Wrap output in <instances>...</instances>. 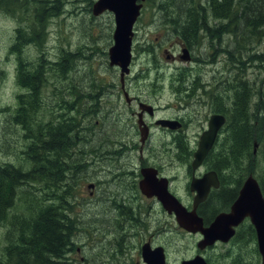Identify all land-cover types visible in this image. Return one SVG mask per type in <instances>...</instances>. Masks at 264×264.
Segmentation results:
<instances>
[{"label":"flooded vegetation","instance_id":"1","mask_svg":"<svg viewBox=\"0 0 264 264\" xmlns=\"http://www.w3.org/2000/svg\"><path fill=\"white\" fill-rule=\"evenodd\" d=\"M184 1L193 8L194 12L189 16L194 18V25L184 22L188 18H183L180 13L169 15L155 8L148 15L144 28L134 30L133 61L129 75L124 78L120 76L119 68L110 67V77L93 76L79 80L72 76V68L59 83L49 84V80L44 78V84L40 83L35 89L36 94L39 90L51 104L55 100L56 103H67L66 112L58 109L57 105L48 112L49 115H59L57 121L65 117L68 123L66 177L73 176L72 184L70 182L67 185L71 207L69 219L78 224L84 222L85 226L81 227L80 232L87 233L81 242L80 234H77L79 230L73 232L78 236L74 243L69 241V264L75 255L74 248L84 240L91 252H100L98 264H146L142 254L145 243L150 244L152 249L162 247L166 254V246L159 237L166 240L170 219L177 223L175 216L167 213L156 198L148 199L141 194L143 192L139 184L147 169L155 170L158 178L166 179L169 192L188 209L192 208L195 197L190 189L193 179H200L211 172H216L219 180L224 174L227 179L232 178V170L228 167L218 174L217 153L219 149L230 146L227 136L235 101L238 102L240 82L244 91L242 97L248 101L247 66L243 73H237L239 65L237 68L229 66L231 69L226 70L228 65L224 66L221 59H224L225 53L232 54L237 50L238 43L247 42L245 48H248L249 33L243 31L240 38L231 22L234 16L228 13L240 0ZM147 2L150 7L154 0ZM48 4L54 5V0H48ZM12 19L17 24V33L18 23ZM245 33H248L246 37ZM16 38L15 34L13 41ZM47 43L42 52L49 55L45 51ZM31 44L36 45L28 43V46ZM63 53L69 54V51L63 49L56 56V61H52L49 56V65L62 62ZM31 94L30 88L22 87V100ZM213 116L224 118V124L218 131L209 155L195 169L192 166L195 152ZM40 137L46 141L49 134L46 133V137L40 134ZM84 169L89 172L88 175L82 174ZM183 181L185 185L181 187ZM220 187L211 188L207 198L198 207L204 227L210 226L219 214L229 212L238 196V193L232 197L229 193H219ZM178 193H189L192 202L186 204ZM126 207L132 211L130 217L125 215ZM108 213H114L117 219L111 221ZM105 216L111 221L109 231H99L101 237L89 236L95 222ZM133 219L137 223H133ZM179 230L186 236H192L196 242L195 247L187 246V250L192 249L193 253L183 255L178 264L197 256H203L208 264H224L220 261L223 254H219L223 249L227 251V257L222 258L226 264H248V249L239 253L241 242L248 247V242L253 240V248L256 246L255 241L257 243V233L249 218L236 228V234L230 242H217L214 248L199 249L197 242L202 238L200 233L193 235L181 228ZM14 231V228L10 229L7 239ZM75 250L76 255L81 251L80 248ZM88 259L82 257L81 261L87 264L84 261ZM166 262L168 264L167 254Z\"/></svg>","mask_w":264,"mask_h":264},{"label":"trees","instance_id":"2","mask_svg":"<svg viewBox=\"0 0 264 264\" xmlns=\"http://www.w3.org/2000/svg\"><path fill=\"white\" fill-rule=\"evenodd\" d=\"M248 1L249 2H246V5H243V0L240 3H235V6L229 12V15L234 16V32H237L240 37L243 35L242 30L246 29L248 33L250 32V46H253L254 42H259L262 39L261 34L263 32L262 30H264V0ZM184 2V0H161L158 3V8L160 10L162 9L163 13H167L169 15L180 13L183 18H188L187 20H184V22L189 23L190 25H194V18H192V16H189L190 14H193V8H190V6L188 4H185ZM30 3H32V5H30ZM26 11L28 13H26ZM233 11L236 12H234L236 15L232 13ZM2 13H6L12 16L18 24H22V27L19 26V28L17 29V39L11 47V51L16 52L19 57L18 81L20 82V84L23 83L20 86H26L30 88L32 94L26 99V101L22 102L20 100L21 96L17 97L18 103L14 108V113L12 115L13 119L11 118V121L12 124L16 126H20V123H22L20 126L22 127V130L21 132H19L18 140L21 141L22 144L27 142L29 144V142H31L32 148H30V150L28 151H25L26 147H24V149H22L21 151V155L18 156L15 162H4V157L0 154V225L8 222L11 217L13 227H15L14 225L18 227V231L16 230V232L18 233L15 234L14 237H11L12 239H15L12 240L10 238L14 244L11 243V240L10 244L8 242L7 247H5L6 254L4 253V256L0 257V264H61V260L63 259V257L67 256L70 251L71 244L69 243V239L74 230L72 223H76V221L68 219L71 207L69 206V193L67 185H69L70 180L69 178L67 179L66 173L64 176L62 174L66 171L65 160L67 152L69 151V146L67 145L68 141H66L67 128H65L68 127V123L66 119H64V121H58L48 125L47 123H43L42 126H36V123L38 122L37 118L39 117V119L41 120L39 114L40 109L43 106V100L41 93H39L38 91L37 94H39L35 95V89L38 87V85H40V83L44 84L45 79L43 78H46L45 76L47 74L45 73H48L46 72L48 70H46L47 67H44V63L46 62L45 58H43L42 63L38 61H36V63L34 61H26L23 58V52L28 43H35L37 44V46H39V43H43V40L45 38V36H43V33L45 31L46 25L50 17L58 14L57 7H55V5H49L47 0H0V14ZM187 28H190V26ZM248 33L244 34V37H246ZM20 42L21 45L19 44ZM237 47L240 56L243 57V49L245 48V46L237 44ZM246 50L249 51L250 48ZM238 52L236 50L232 54L228 52V54L233 57V59H235L231 63L233 65L232 67L236 66V62H241V59L237 57ZM258 54L249 55L250 62H262L261 65L264 66V55ZM64 61H66V59H64L62 63L59 62L57 64H53V66L61 65L56 68L62 73L65 72L66 69L68 71L73 68V61L68 64L65 63L66 66L63 63ZM31 62L34 63L32 64ZM242 62H244L243 64L246 63L243 60ZM26 65L29 67H27ZM60 67L61 70L59 69ZM38 68L40 69V71ZM25 69L27 70L26 72ZM237 69V73H239L240 68ZM243 70L244 69L242 68L241 72ZM36 71L39 73H37ZM21 74H24V76H21ZM32 74H35L37 77L35 75L33 76ZM41 75H44L43 78ZM40 79L41 81H43L41 82ZM31 81L32 84H30ZM33 83H35L36 86ZM240 83L241 89L238 93V102L235 101L232 119L230 120L232 128L230 127V132L227 136V141L229 142L230 146L228 148L221 149L217 154V171L220 174V171L225 170L228 167L232 170V178L230 180L227 179L225 174L223 175V177L221 176V186L223 187H221V190H219L218 192L229 193L232 197L236 193H239V190L247 176L250 174H254L260 183L264 195V96L261 93L259 97H253L254 86L249 82L248 101L246 102L245 98L243 99L242 97L243 85L242 82ZM255 92H257L258 94L257 88L255 89ZM252 99L256 100L254 104L252 102ZM56 105L59 106L60 102H57ZM48 108L49 110H53V107L51 106H48ZM55 117L58 118L59 115H56ZM25 126L30 128L27 129ZM46 133L49 134V139L43 141L42 137H40V135L38 134H43L44 137H46ZM28 138L29 140H27ZM255 143H257L258 145L256 154H254ZM6 144L13 145L11 142H6L0 145V149L3 145L5 146ZM3 148L2 150H0V153L3 152ZM23 155H26V157H24ZM30 156H32V158ZM26 163H29L30 169H27V167L22 168V166H24V164ZM47 181H49L50 184L46 185V190L42 189L41 193H43L44 196L42 198L36 196V198H32V202H29V197H27L24 193H19L21 187L24 185L27 186L28 189L35 188L36 190H38L36 186H42V183H45ZM35 189L33 190L36 191ZM19 202L21 203V205L22 203L25 204L27 208V214H21V211L19 209ZM41 204L42 208H39ZM25 222H28V225L26 224V227ZM18 238H21L22 241L16 242ZM15 244L18 245L16 246ZM15 249L18 250L16 251V253H14ZM74 251L75 250H73V252ZM258 262L259 261H256L255 264H260Z\"/></svg>","mask_w":264,"mask_h":264},{"label":"rangeland","instance_id":"3","mask_svg":"<svg viewBox=\"0 0 264 264\" xmlns=\"http://www.w3.org/2000/svg\"><path fill=\"white\" fill-rule=\"evenodd\" d=\"M96 1L97 0H55V7H57L58 15L55 16L52 20L50 21L48 20L47 28H46L48 29V32L43 33V36L48 35V39H47L48 43L46 45L45 51H47L50 54L48 55L47 53L42 52L44 51L43 50L44 48L42 47V44L39 43V46H36L37 45L36 44L34 46L28 47L27 45L23 52L24 53L23 58L26 61H34V62L41 60L40 62L42 63L43 56L45 59H48L50 56L52 61H56L58 60L56 56L58 57L60 53H62L63 49H65L66 51H69V54L66 55V53H63L64 54L63 58L66 59L64 63L66 62L68 63L69 61H70L69 63H71L73 61L72 67L73 69L75 68L74 69L75 72L73 71L72 76L75 74L74 77L76 78H85V77L90 78L93 76H98L102 78L110 77L112 75V72H110L108 51L110 46H112L113 44L112 36L115 30V20H114V15L108 12L104 13L99 17H94L92 15L91 9H92V5ZM156 1L157 0H154V2ZM240 1L238 3H240ZM246 2L249 1L244 0L243 5H245ZM30 5H32V3H30ZM152 12H153L152 8L146 5L145 8L143 9L142 16L140 17L138 25L137 27H135L134 30L144 28L147 20L149 19L148 15ZM5 14L3 13L0 14V145L6 143L7 141L11 142L13 145L11 144H6L5 146L3 145L4 146V148L2 146L3 152H1L0 154L4 157V162L7 161L15 162L18 156L21 155L22 149L26 147L25 151L30 150V148H32V143L29 142L28 144L27 142L22 144V142L18 140L19 131L21 132L22 128L20 126L13 125L11 121L12 115L14 113V108L17 106V101H16L17 94L21 90L17 85V81H16V72H17L16 70L18 65L17 59L19 57L18 55L15 56V52L9 54V50H11V47L13 46V44L16 42L17 39L16 38L13 41L15 34L17 35L16 33L17 24L10 16ZM18 26L22 27V24H18ZM262 31H263L261 34L262 39L259 42H254L253 46L249 45L248 46L250 48L249 51L246 50V48L243 49L244 57H240L239 54L237 55V57L242 58L241 60L245 61L246 63L243 64L242 66H241L242 62H237L235 64L236 66L239 65L240 70L242 69L243 66H247L246 77H248L249 82L252 83V85L254 86L253 91L255 95L253 94L254 95L253 97L255 98L259 97L261 93L264 96V66L261 65L262 62H258V61L257 63H254L255 61L250 62L249 55L258 54V53H260L258 55H264V30ZM242 36H240V38H242ZM241 45L246 46L248 44L247 42H245ZM218 54L222 56L221 52H219ZM229 57L231 56L228 55V53L224 54V59L226 58L225 64H224V59H221V62L224 66L226 64L228 65L226 70L232 67L231 63L233 60H235L232 59L233 57L231 58ZM229 60L231 62H229ZM48 63L49 62L46 60L44 65L45 67H47L46 70H48L46 78L49 80V83L51 82L54 84L56 82L59 83L60 80H64L66 73L65 72L62 73L58 69L55 70L57 65L54 66L51 65L49 67ZM53 67L55 68L53 69ZM60 73H62L63 75ZM82 73L84 74L82 75ZM256 88L258 94L257 92H255ZM42 99H43V106L40 109L39 116L41 117L43 122L38 117L37 118L38 122L36 123V125L38 126L43 125V123H45V119L50 118L49 115L50 111L48 110L47 107L49 105H52L55 108L56 105L55 101L54 104H51L52 102L47 101L46 96L45 97L42 96ZM254 101L255 100L252 99L253 104ZM66 104L67 103L65 101H60V107L62 105L65 106V107H61V109L65 112H66L65 110ZM60 107L58 109H60ZM64 118L65 117L60 118V121H62L61 119L64 120ZM57 119L58 118H54L53 115L47 121V123L50 122V120H52V122L54 123L58 122ZM27 140H29V138ZM2 148L0 150H2ZM67 153L69 154V151ZM23 156L26 157V155ZM30 157L32 158V156ZM26 167L27 169H30L29 163H26L24 164V166H22V168H26ZM86 171L87 170L84 169L82 174L88 175L89 172ZM65 173L66 171L62 173L63 176L65 175ZM69 179L72 184L73 176H70ZM47 184L49 185L50 182L47 181L45 183H42V186L37 185L36 188H38V190H36L35 188L28 189V187L24 185L21 187L19 193H24L27 197L30 198L29 202H31L32 198H36V196H38L39 198L44 197L41 191L42 189L46 190ZM184 185L185 182L184 181L181 182V187H184ZM33 189H35L36 191H34ZM178 194L180 195L181 198H183L186 204H188V202L189 203L192 202V197L189 195V193H178ZM19 204H20L19 209L21 211V214L22 215L27 214V208L25 204L22 203L21 205L20 202ZM40 207L42 208V204ZM126 212L129 213L127 217H130L132 215L130 208H127ZM114 215L113 213L112 214L108 213V216L111 221L117 219L116 215L115 216ZM108 216L100 218L95 222L94 228L91 230L92 232H90L89 236L101 237L100 232L104 233V231H109L111 221L109 220ZM79 219L81 220L82 218ZM84 221H85V216H84ZM82 223L84 222L78 224V230H79L78 235L80 234L79 238L81 242L83 240L82 238L86 237L87 234L86 232H80L81 227L85 226L84 225L85 223L84 224ZM133 223H137V222L133 220ZM174 224H175L174 220L170 219V231L165 236L167 241L162 239L163 237L161 236L159 237L160 242L166 246L168 264H178L179 260L183 257V255L184 256L191 255L193 251L192 249L187 250V246H191L192 248V246L194 245L195 247V242H196L195 241L196 239H194L192 236H188V235L186 236L183 233H180L179 227L177 226V224L175 225ZM12 226L13 225H12L11 217L8 222L0 225V249H1L0 257L4 255L5 251L3 250H5V247L8 245L9 239L12 237L9 236V238L7 239V235L10 232V229H12ZM96 228H99V230ZM93 233L95 234V236ZM165 234L166 233H164L163 235ZM83 246L85 248H83ZM75 248H80L81 251L77 253V255L76 252H74L75 255H73V259L70 264H83V262L81 261L82 257H84L85 259L87 257L89 258L87 262L84 261L87 264H98V259L101 257L100 252H91V250L88 249L89 246L85 240L83 241V243L79 242ZM246 249H248L249 252L248 254H250L249 255L250 260L248 264H254V260L256 261V259H254L253 257L254 253L251 252L252 248L249 246ZM223 251L224 249L221 250L219 254L222 253ZM68 260L69 259H67L66 264H68L69 262Z\"/></svg>","mask_w":264,"mask_h":264},{"label":"water","instance_id":"4","mask_svg":"<svg viewBox=\"0 0 264 264\" xmlns=\"http://www.w3.org/2000/svg\"><path fill=\"white\" fill-rule=\"evenodd\" d=\"M144 0H98L92 8L93 16H99L104 12H111L115 17L116 29L114 32L115 44L109 50L111 66L121 68L122 76L129 71L131 62V37L133 27L140 16ZM224 124V118L213 116L209 129L200 141L195 153L193 167L197 168L212 148L217 133ZM257 144H255L256 153ZM211 187H219V179L215 172L209 173L202 179H194L191 183V191L196 193L193 201V209L188 211L181 202L168 192L166 179H158L153 171L144 173V179L140 183L143 194L149 198L157 197L164 209L176 215L177 222L183 229L197 233L201 232L204 239L199 243L200 248L212 246L217 240L228 242L234 235V228L238 226L245 217L251 219L257 230L258 247L264 264V196L257 179L250 174L240 189L237 200L232 205L229 213L220 214L215 222L209 227L203 226V220L197 214L198 205L203 202ZM143 258L147 264H165L163 250H151L149 244L143 248ZM182 264H207L202 257H196Z\"/></svg>","mask_w":264,"mask_h":264},{"label":"bare ground","instance_id":"5","mask_svg":"<svg viewBox=\"0 0 264 264\" xmlns=\"http://www.w3.org/2000/svg\"><path fill=\"white\" fill-rule=\"evenodd\" d=\"M8 1H9V0H8ZM47 1H48V0H47ZM157 1H158V0H157ZM168 1H169V0H168ZM243 1H244V0H243ZM18 2H20V1H18ZM35 2H36V1H35ZM151 2H152V0H151ZM179 2H180V1H179ZM240 2H241V1H240ZM9 3H11V2H9ZM15 3H16V2H15ZM21 3H22V2H21ZM191 3H192V1H191ZM193 4H194V3H193ZM2 5H3V4H2ZM19 5H20V4H19ZM245 5H246V3H245ZM17 6H18V5H17ZM43 6H44V5H43ZM234 6H235V5H234ZM240 6H241V5H240ZM243 7H244V6H243ZM5 8H6V7H5ZM189 9H190V8H189ZM2 10H3V9H2ZM18 10H19V9H18ZM34 10H35V9H34ZM237 10H238V8H237ZM240 10H241V9H240ZM242 10H243V9H242ZM11 11H12V9H11ZM7 12H8V11H7ZM234 12H235V11H233L232 13H234ZM26 13H28V12L26 11ZM48 13H49V12H48ZM108 13H109V12H108ZM228 13H229V11H228ZM228 13H227V14H228ZM235 13H236V12H235ZM235 13H234V14H235ZM195 14H196V13H195ZM225 14H226V13H225ZM238 14H239V13H238ZM197 15H198V14H197ZM235 15H236V14H235ZM165 16H166V15H165ZM186 16H188V15H186ZM240 16H241V15H240ZM246 16H247V15H246ZM14 17H15V16H14ZM27 17H28V16H27ZM226 17H228V16H226ZM237 17H238V16H237ZM239 18H240V17H239ZM231 19H232V18H231ZM23 20H24V19H23ZM235 20H236V19H235ZM30 21H31V20H30ZM232 21H233V20H231V22H232ZM236 21H237V20H236ZM241 21H242V19H241ZM31 22H32V21H31ZM169 22H170V21H169ZM237 23H238V22H237ZM239 23H240V22H239ZM234 24H235V23H234ZM240 24H241V23H240ZM242 24H243V23H242ZM249 24H250V23H249ZM206 26H207V25H206ZM220 26H221V25H220ZM247 26H248V25H247ZM247 26H246V27H247ZM198 27H199V26H198ZM233 27H234V26H233ZM244 27H245V25H244ZM231 28H232V27H231ZM238 28H239V27H238ZM229 29H230V28H229ZM235 29H236V28H235ZM19 30H20V29H19ZM223 30H224V29H223ZM244 30L246 31V29H244ZM244 30H242V32H243ZM203 31H205V29H204ZM210 31H211V30H210ZM235 31H236V30H235ZM196 32H197V31H196ZM220 32H221V31H220ZM226 32H227V31H226ZM177 33H178V32H177ZM211 33H212V32H211ZM231 33H232V32H231ZM233 33H234V32H233ZM249 33H250V32H249ZM245 34H246V33H245ZM258 34H259V33H258ZM176 35H177V34H176ZM187 35H188V34H187ZM247 35H248V34H247ZM35 36H36V35H35ZM36 37H37V36H36ZM181 37H182V36H181ZM195 37H196V36H195ZM205 37H206V36H205ZM143 38H144V37H143ZM18 39H19V38H18ZM198 39H199V38H198ZM254 39H255V38H254ZM195 40H196V38H195ZM18 41H19V40H18ZM229 41H230V40H229ZM21 42H22V41H21ZM21 42L19 43L20 45H21ZM199 42H200V41H199ZM199 42H198V43H199ZM249 44H250V43H249ZM20 45H19V46H20ZM23 45H24V44H23ZM21 47H22V46H21ZM79 49H80V48H79ZM246 49H247V48H246ZM224 51H225V50H224ZM236 51L238 52V50H236ZM238 54H239V52H238ZM228 55H229V54H228ZM239 56H240V54H239ZM74 57H75V56H74ZM240 57H241V56H240ZM243 57H244V56H243ZM43 58H44V56H43ZM229 58H231V57H229ZM238 58H239V57H238ZM225 59H226V58H225ZM227 59H228V58H227ZM232 59H233V58H232ZM232 59H231V61H232ZM239 59H242V58H239ZM239 59H238V60H239ZM45 60H47V59H45ZM38 61H39V60H38ZM40 61H41V60H40ZM40 61H39V62H40ZM47 61H48V60H47ZM227 61H228V60H227ZM231 61L229 60V62H231ZM24 62H25V61H24ZM69 62H70V61H69ZM69 62H68V63H69ZM241 62H242V60H241ZM31 63H32V62H31ZM31 63H30V64H31ZM33 63H34V62H33ZM33 63H32V64H33ZM35 63H36V62H35ZM55 63H56V62H55ZM61 63H62V62H61ZM63 63H64V62H63ZM66 63H67V62H66ZM68 63H67V64H68ZM234 63H235V62H234ZM236 63H237V62H236ZM243 63H244V62H242L241 66L243 65ZM30 64H29V65H30ZM48 64H49V63H48ZM238 64H239V63H238ZM38 65H39V64H38ZM38 65H36V66H38ZM40 65H41V64H40ZM52 65H53V64H52ZM64 65H65V63H64ZM76 65H77V64H76ZM230 65H231V64H230ZM26 66H27V65H26ZM32 66H33V65H32ZM32 66H31V67H32ZM34 66H35V65H34ZM46 66H47V65H46ZM48 66H49V65H48ZM58 66H61V65H58ZM58 66H57V67H58ZM65 66H66V65H65ZM65 66H64V68H65ZM68 66H69V65H68ZM70 66H71V65H70ZM232 66H233V65H232ZM27 67H29V66H27ZM44 67H45V66H44ZM49 67H50V66H49ZM49 67H48V68H49ZM62 67H63V66H62ZM235 67H236V66H235ZM259 67H260V66H259ZM24 68H25V67H24ZM24 68H23V69H24ZM51 68H52V67H51ZM51 68H50V69H51ZM76 68H77V67H76ZM236 68H237V67H236ZM238 68H239V67H238ZM242 68H244V66H243ZM261 68H262V67H261ZM15 69H16V68H15ZM23 69H22V70H23ZM34 69H35V68H34ZM38 69H39V68H38ZM46 69H47V68H46ZM53 69H54V68H53ZM56 69H57V68H56ZM59 69L61 70V67H60ZM69 69H70V68H69ZM74 69H75V68H74ZM36 70H37V69H36ZM63 70H64V69H63ZM71 70H72V69H71ZM228 70H229V69H228ZM237 70H238V69H237ZM26 71H27V70L25 69V72H26ZM39 71H40V69H39ZM66 71H67V69H66ZM66 71H65V72H66ZM240 71H241V70H240ZM20 72H21V71H20ZM33 72H34V71H33ZM36 72H37V71H36ZM41 72H42V71H41ZM46 72H48V71H46ZM74 72H75V71H74ZM89 72H90V71H89ZM21 73H22V72H21ZM29 73H30V72H29ZM31 73H32V72H31ZM37 73H39V72H37ZM67 73H68V72H67ZM92 73H93V72H92ZM242 73H243V72H242ZM45 74H47V73H45ZM60 74H62V73H60ZM83 74H84V73H82V75H83ZM22 75L24 76V74H21V76H22ZM26 75H27V74H26ZM32 75L34 76L35 74H32ZM54 75H55V74H54ZM62 75H63V74H62ZM74 75H75V74H74ZM74 75H73V76H74ZM33 76H32V77H33ZM35 76H36V75H35ZM41 76H42V75H41ZM41 76H40V77H41ZM43 76H44V75H43ZM43 76H42V78H43ZM245 76H247V75H245ZM258 76H259V75H258ZM36 77H37V76H36ZM45 77H46V76H45ZM132 77H133V76H132ZM234 77H235V76H234ZM42 78H41V79H42ZM85 78H87V77H85ZM27 79H28V78H27ZM41 79H40V81H41ZM43 79H44V78H43ZM70 79H71V78H70ZM162 79H163V78H162ZM79 80H80V78H79ZM79 80H78V81H79ZM238 80H239V79H238ZM37 81H39V80H37ZM42 81H43V80H42ZM42 81H41V82H42ZM74 81H75V80H74ZM83 81H84V80H83ZM93 81H94V80H93ZM234 81H235V80H234ZM35 82H36V81H35ZM100 82H101V81H100ZM157 82H158V81H157ZM86 83H87V82H86ZM28 84H29V83H28ZM30 84H32V81H31ZM33 84L35 85V83H33ZM36 84H37V83H36ZM41 84H42V83H41ZM46 84H47V83H46ZM49 84H50V83H49ZM83 84H84V82H83ZM230 84H231V83H230ZM232 84H233V83H232ZM34 85H33V86H34ZM57 85H58V84H57ZM101 85H102V84H101ZM124 85H125V84H124ZM35 86H36V85H35ZM71 86H72V85H71ZM78 86H79V85H78ZM84 86H85V85H84ZM93 86H94V85H93ZM96 86H97V85H96ZM61 87H62V86H61ZM75 87H76V86H75ZM79 87H80V86H79ZM101 87H102V86H101ZM109 87H110V85H109ZM72 88H73V87H72ZM95 88H96V87H95ZM103 88H104V86H103ZM36 89H37V88H36ZM101 89H102V88H101ZM80 90H81V89H80ZM105 90H106V89H105ZM73 91H74V90H73ZM75 91H76V90H75ZM75 91H74V92H75ZM102 91H103V90H102ZM38 92H39V90H38ZM74 92H73V93H74ZM236 92H237V91H236ZM243 92H244V91H243ZM76 93H77V92H76ZM237 93H238V92H237ZM241 93H242V92H241ZM38 94H39V93H38ZM38 94H36V95H38ZM71 94H72V93H71ZM248 94H249V93H248ZM83 95H84V94H83ZM237 95H238V94H237ZM239 95H240V94H239ZM254 95H255V94H254ZM252 96H253V95H252ZM258 96H259V95H258ZM33 97H34V96H33ZM37 98H38V97H37ZM39 99H40V98H39ZM31 100H32V99H31ZM42 100H43V99H42ZM39 101H40V100H39ZM55 101H56V100H55ZM31 103H32V102H31ZM42 104H43V103H42ZM199 104H200V103H199ZM204 104H205V103H204ZM59 106H60V105H59ZM62 106H63V105H62ZM62 106H61V107H62ZM258 106H259V105H258ZM61 107H60V109H61ZM64 107H65V106H64ZM68 111H69V110H68ZM259 111H260V110H259ZM30 112H31V110H30ZM33 113H34V112H33ZM235 113H236V112H235ZM257 113H258V112H257ZM20 114H21V113H20ZM30 114H31V113H30ZM58 114H59V113H58ZM75 114H76V113H75ZM238 114H239V113H238ZM238 114H237V115H238ZM78 115H79V114H78ZM25 116H26V115H25ZM52 116H53V115H52ZM63 116H64V115H63ZM235 117H236V116H235ZM249 118H250V117H249ZM12 119H13V118H12ZM30 119H31V118H30ZM233 119H234V118H233ZM241 119H242V118H241ZM37 120H38V119H37ZM246 120H247V119H246ZM14 121H15V120H14ZM72 121H73V120H72ZM236 121H237V120H236ZM240 121H241V120H240ZM15 122H16V121H15ZM87 122H88V121H87ZM121 122H122V121H121ZM243 122H244V121H243ZM245 122H246V121H245ZM21 124H22V123H20V126H21ZM28 124H29V123H28ZM28 124H27V125H28ZM27 125H26V126H27ZM59 125H60V124H59ZM78 125H79V124H78ZM236 125H237V124H236ZM26 126H25V127H26ZM29 126H30V125H29ZM36 126H38V125H36ZM41 126H42V125H41ZM75 126H76V125H75ZM23 127H24V126H23ZM72 127H73V126H72ZM235 127H236V126H235ZM21 128H22V127H21ZM26 128L29 129L30 127H26ZM26 128H25V129H26ZM47 128H48V127H47ZM65 128H67V127H65ZM74 128H75V127H74ZM231 128H232V127H231ZM27 129H26V130H27ZM31 129H32V128H31ZM42 129H43V128H42ZM58 129H59V128H58ZM58 129H57V130H58ZM89 129H90V128H89ZM122 129H123V128H122ZM36 130H37V129H36ZM72 130H73V129H72ZM76 130H77V129H76ZM81 130H83V129H81ZM66 131H67V130H66ZM68 131H69V130H68ZM236 131H237V130H236ZM239 131H240V130H239ZM19 132H20V131H19ZM89 132H90V131H89ZM27 133H28V132H27ZM38 133H39V132H38ZM40 133H42V132H40ZM100 133H101V132H100ZM17 134H18V133H17ZM15 135H16V134H15ZM30 135H31V134H30ZM38 135H40V134H38ZM232 135H233V134H232ZM36 136H37V135H36ZM236 136H237V135H236ZM246 136H247V135H246ZM28 137H29V136H28ZM233 137H234V136H233ZM233 137H232V138H233ZM22 138H23V136H22ZM38 138H39V137H38ZM38 138H37V139H38ZM109 141H110V140H109ZM7 142H8V141H7ZM24 142H25V141H24ZM26 142H27V141H26ZM34 142H35V141H34ZM234 143H235V142H234ZM23 144H24V143H23ZM30 145H31V144H30ZM30 145H29V146H30ZM67 145H69V144H67ZM233 145H234V144H233ZM26 146H27V145H26ZM38 146H39V145H38ZM234 146H235V145H234ZM28 148H29V147H28ZM134 148H135V147H134ZM103 150H104V149H103ZM241 150H242V149H241ZM38 151H39V150H38ZM135 151H136V150H135ZM175 151H176V150H175ZM232 151H233V150H232ZM234 151H235V150H234ZM246 151H247V150H246ZM48 154H49V153H48ZM48 154H47V155H48ZM45 155H46V154H45ZM208 155H209V154H208ZM236 155H237V154H236ZM236 155H235V156H236ZM245 155H246V154H245ZM181 157H182V156H181ZM113 158H114V157H113ZM126 158H127V157H126ZM178 158H179V157H178ZM111 159H112V158H111ZM245 159H246V158H245ZM254 159H255V158H254ZM47 160H48V159H47ZM112 160H113V159H112ZM255 160H256V159H255ZM94 161H95V160H94ZM203 161H204V160H203ZM100 162H101V161H100ZM35 163H36V162H35ZM41 163H42V162H41ZM65 163H66V162H65ZM255 163H256V162H255ZM42 164H43V163H42ZM40 165H41V164H40ZM40 165H39V166H40ZM44 165H46V164H44ZM92 165H93V164H92ZM35 166H36V165H35ZM39 166H37V167H39ZM85 166H86V165H85ZM85 166H84V167H85ZM87 166H88V165H87ZM42 167H43V166H42ZM254 167H255V166H254ZM115 168H116V167H115ZM255 168H256V167H255ZM38 169H39V168H38ZM42 169H43V168H42ZM45 169H46V168H45ZM245 169H246V168H245ZM149 171H153V172L155 173V170H153V169H150ZM86 172H87V171H86ZM132 173H133V172H132ZM129 174H130V173H129ZM155 174H156V173H155ZM95 175H96V174H95ZM43 176H44V175H43ZM158 179H160V178H158ZM161 179H162V178H161ZM261 181H262V180H261ZM131 182H132V181H131ZM53 184H54V183H53ZM228 184H229V183H228ZM96 186H97V185H96ZM221 187H223V186H221ZM122 188H123V187H122ZM139 189L141 190V188H140V184H139ZM141 191H142V190H141ZM235 191H236V190H235ZM142 192H143V191H142ZM61 193H62V192H61ZM63 198H64V197H63ZM48 199H49V197H48ZM80 199H81V198H80ZM102 200H103V199H102ZM102 200H100V201H102ZM35 201H36V200H35ZM31 202H32V201H31ZM67 202H68V201H67ZM76 203H77V202H76ZM95 204H96V203H95ZM103 204H104V203H103ZM62 206H63V205H62ZM71 206H73V205H71ZM60 207H61V206H60ZM128 207H129V206H128ZM39 208H40V206H39ZM90 208H91V207H90ZM121 208H122V207H121ZM57 209H58V208H57ZM57 209H56V210H57ZM38 210H39V209H38ZM44 210H45V208H44ZM34 211H35V210H34ZM41 211H42V209H41ZM120 211H121V210H120ZM137 211H138V210H137ZM39 212H40V211H39ZM43 212H44V211H43ZM58 212H59V211H58ZM70 212H71V211H70ZM131 212H132V211H131ZM140 212H142V211H140ZM41 213H42V212H41ZM64 214H65V213H64ZM111 214H112V213H111ZM128 214H129V213L126 212L125 215L128 216ZM43 215H44V214H43ZM113 215H114V213H113ZM37 216H38V215H37ZM49 216H50V215H49ZM109 216H110V215H109ZM114 216H115V215H114ZM55 217H56V216H55ZM116 217H117V216H116ZM32 218H33V217H32ZM56 218H57V217H56ZM73 218H74V217H73ZM119 218H120V217H119ZM66 219H67V218H66ZM68 219H69V218H68ZM125 219H126V218H125ZM127 219H128V218H127ZM133 220H134V219H133ZM19 221H20V220H19ZM24 221H25V220H24ZM26 221H27V220H26ZM70 221H71V220H70ZM99 221H100V220H99ZM103 221H104V220H103ZM20 222H21V221H20ZM31 222H32V221H31ZM39 222H40V221H39ZM138 222H139V221H138ZM27 223H28V222H27ZM27 223L25 222V227H26V224H27ZM59 224H60V223H59ZM72 224H73V227H74L73 232L75 231V233H76V230L78 231V223H77V222H76V223L74 222V223H72ZM82 224H84V223H82ZM27 225H28V224H27ZM84 225H85V224H84ZM14 226H15V227L12 226V229L14 228L15 231L11 234L13 237H14L15 234L18 233V232H16V230L18 231V227H16V225H14ZM17 226H18V225H17ZM79 227H80V226H79ZM15 228H17V229H15ZM42 228H43V227H42ZM147 229H149V228H147ZM27 230H28V229H27ZM44 231H45V230H44ZM21 232H22V231H21ZM21 232H20V233H21ZM78 232H79V231H78ZM40 233H41V232H40ZM75 233H72V234L70 233V234H71V237L69 236V237H70V239H69L70 242H73V243H74V241H76V238H75V237L78 236V235H77L78 233H77V234H75ZM70 234H69V235H70ZM21 235H23V234H21ZM21 235H20V236H21ZM16 236H17V235H16ZM16 238H17V237H16ZM24 238H25V237H24ZM11 239H12V238H11ZM11 239H9V244H10V240H11ZM13 239H15V238H13ZM13 239H12V240H13ZM25 239H26V238H25ZM28 239H29V238H28ZM12 240H11V243L14 244ZM21 241H22V239H21V238H18V240H17L16 242H21ZM239 242H240V241H239ZM75 243H76V242H75ZM119 243H120V242H119ZM241 243H242V242H241ZM19 244H20V243H19ZM111 244H112V243H111ZM15 245H16V244H15ZM15 245H14V246H15ZM17 245H18V244H17ZM17 245H16V246H17ZM234 245H235V244H234ZM238 246H239V245H238ZM6 247H7V246H6ZM18 247H19V246H18ZM23 247H24V245H23ZM80 247H81V246H80ZM13 248H14V247H13ZM139 248H140V247H139ZM213 248H214V247H213ZM216 248H217V247H216ZM18 249H19V248H18ZM24 249H25V248H24ZM89 249H90V248H89ZM127 249H128V248H127ZM239 249H240V248H239ZM0 250H1V249H0ZM3 251H5V250H3ZM6 251H7V250H6ZM16 251H18V250L15 249V252H14V253H16ZM138 252H139V251H138ZM226 252H227V251H226ZM11 253H13V252H11ZM18 253H19V252H18ZM5 254H6V253H5ZM11 255H12V254H11ZM13 255H14V254H13ZM3 256H4V255H3ZM8 256H9V255H8ZM15 256H16V255H15ZM15 256H14V257H15ZM98 256H99V255H98ZM228 256H229V254H228ZM16 257H17V256H16ZM220 257H221V256H220ZM4 258H5V257H4ZM113 258H114V257H113ZM225 258H226V257H225ZM6 259H7V258H6ZM19 259H20V258H19ZM67 259H68L67 256H65V257H63V259L61 260V262L66 264V263H67ZM16 261H17V260H16ZM19 261H20V260H19ZM233 261H234V260H233ZM21 262H22V261H21ZM36 262H37V261H36ZM124 263H125V262H124ZM235 263H236V262H235ZM258 263H259V262H258ZM21 264H22V263H21ZM68 264H69V262H68ZM117 264H118V263H117Z\"/></svg>","mask_w":264,"mask_h":264}]
</instances>
